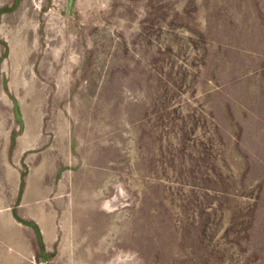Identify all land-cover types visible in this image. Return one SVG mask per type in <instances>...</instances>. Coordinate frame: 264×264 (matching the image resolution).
Returning <instances> with one entry per match:
<instances>
[{"label": "rangeland", "instance_id": "obj_1", "mask_svg": "<svg viewBox=\"0 0 264 264\" xmlns=\"http://www.w3.org/2000/svg\"><path fill=\"white\" fill-rule=\"evenodd\" d=\"M0 264H264V0H0Z\"/></svg>", "mask_w": 264, "mask_h": 264}]
</instances>
